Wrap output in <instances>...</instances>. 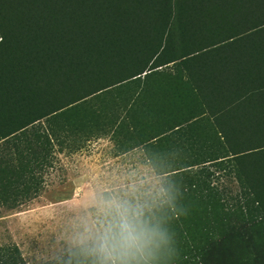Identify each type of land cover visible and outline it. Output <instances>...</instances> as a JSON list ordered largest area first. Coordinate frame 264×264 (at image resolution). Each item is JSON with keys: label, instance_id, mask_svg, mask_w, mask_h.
Here are the masks:
<instances>
[{"label": "trees", "instance_id": "trees-1", "mask_svg": "<svg viewBox=\"0 0 264 264\" xmlns=\"http://www.w3.org/2000/svg\"><path fill=\"white\" fill-rule=\"evenodd\" d=\"M104 136L182 193L172 264H264V0H0V213Z\"/></svg>", "mask_w": 264, "mask_h": 264}, {"label": "clouds", "instance_id": "clouds-1", "mask_svg": "<svg viewBox=\"0 0 264 264\" xmlns=\"http://www.w3.org/2000/svg\"><path fill=\"white\" fill-rule=\"evenodd\" d=\"M181 195L154 170L97 187L86 203L70 209L57 264H172L177 247L168 224L187 212L177 207Z\"/></svg>", "mask_w": 264, "mask_h": 264}, {"label": "rangeland", "instance_id": "rangeland-1", "mask_svg": "<svg viewBox=\"0 0 264 264\" xmlns=\"http://www.w3.org/2000/svg\"><path fill=\"white\" fill-rule=\"evenodd\" d=\"M116 142L104 136L80 152L59 155L57 168L47 177L44 192L18 208L0 213V243L19 245L29 264L59 258V236L74 205L86 203L99 186L123 182L129 174H151L153 167L139 147L117 154Z\"/></svg>", "mask_w": 264, "mask_h": 264}]
</instances>
